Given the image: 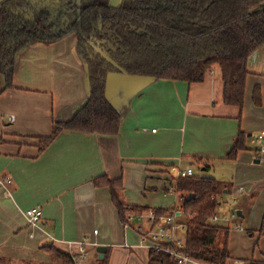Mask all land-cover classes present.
Instances as JSON below:
<instances>
[{"label":"crops","instance_id":"0c3cea01","mask_svg":"<svg viewBox=\"0 0 264 264\" xmlns=\"http://www.w3.org/2000/svg\"><path fill=\"white\" fill-rule=\"evenodd\" d=\"M121 3L109 1L113 8ZM263 54L264 47L249 60L252 74L246 82L244 107L253 104V89L259 85L255 76L264 74ZM223 94L224 82L217 65L202 83L194 84L110 74L106 97L121 115L119 133L88 136L64 131L39 152L37 138L50 135L54 122L71 120L89 99V71L78 56L75 35L24 49L16 58L11 88L6 89L5 78L0 75V176L12 179L8 191L0 189V260H39L49 255L45 247L71 258L69 243L75 244L76 251L86 241V264L94 257L100 259L99 247L107 249L104 258L108 264H149L150 250L141 242L135 229L138 225L124 231L110 189L96 187L93 180L102 175L122 177L119 196L126 206L168 209L153 208L147 195L150 190L171 194L176 178L172 169L176 167L193 169L194 173L200 168L204 176L229 187L218 195V220L211 221L229 229L227 264L264 262V254L243 258L233 245L235 237L242 241L248 238L238 222L233 226V220L229 222L233 213L244 218L242 208L223 211L224 205L237 203L246 192L254 197L257 187L249 190L250 181L244 179L247 151L239 152L235 161L227 158L240 130L248 138L252 134H248L251 122L246 120L244 108L240 111L226 105ZM10 117H14L13 122ZM217 166L228 167L234 182L226 184L212 175ZM133 194L138 202H134ZM176 194L174 206L168 210L175 211L183 224L179 212L182 201ZM30 209L42 211L36 227L28 223L26 212ZM143 225L148 228L147 223ZM253 231L259 236L260 228ZM187 264L204 263L191 259Z\"/></svg>","mask_w":264,"mask_h":264},{"label":"trees","instance_id":"16d2710c","mask_svg":"<svg viewBox=\"0 0 264 264\" xmlns=\"http://www.w3.org/2000/svg\"><path fill=\"white\" fill-rule=\"evenodd\" d=\"M109 1L63 0L62 6L44 10H37L33 0L0 3V75L6 89L13 86L17 56L31 45H50L75 35L78 56L88 66L89 99L71 120L54 122L50 135L37 138L39 152L64 131L88 136L119 133L121 115L106 97L110 74L194 84L202 83L217 65L225 104L243 110L246 82L252 74L248 63L264 47V0H122L118 8ZM252 100L256 107L262 105L260 85L254 87ZM247 139L240 130L227 154L229 160L248 150ZM93 183L110 189L122 223L131 213L153 211L158 218L176 213L126 206L119 196L122 177L102 175ZM172 184L182 201L185 253L204 264H227L229 229L211 221L220 205L218 195L229 187L198 175L176 177ZM44 251L61 254L72 263L58 249ZM149 257V264H177L164 249H151ZM95 264L108 260L97 259Z\"/></svg>","mask_w":264,"mask_h":264},{"label":"rangeland","instance_id":"374dc122","mask_svg":"<svg viewBox=\"0 0 264 264\" xmlns=\"http://www.w3.org/2000/svg\"><path fill=\"white\" fill-rule=\"evenodd\" d=\"M35 6L37 7V10H44L48 8H55V3H58L57 0H34ZM264 57V54H263ZM255 79L259 82L258 84L261 86L262 90V105L257 106L254 108V103L250 104V107H247L245 104L244 110H245V117L246 120L251 122V131H249L248 134H252L251 137L247 139V146L248 150L245 153V157L247 160L244 162L245 168H244V179L245 181H250L249 183V190H251V187L256 186L255 189H253L252 195L254 197L249 196V194L246 192L245 195H243L241 198L238 199L237 203H228L223 206V211H228V209H232L235 212L238 208H242L244 212V218H237L236 220H233L231 226L238 224L242 226L244 229H246L247 234V240L242 241L241 238H236L233 240V245L236 246L238 249L237 254L239 256H243V258H257L258 256H261L264 254V153L258 155L257 153V145L254 144L253 140L257 135H259L262 131H264V74L255 76ZM249 86L252 87V81L249 80ZM246 97V96H245ZM253 102V101H252ZM259 109V110H257ZM252 111H255L256 113H252ZM255 118H254V117ZM249 122V123H250ZM257 156H260L258 158ZM257 159H260V163H255ZM200 168H195V173L198 176H204L205 173L200 171ZM218 180L225 182L226 184L232 183V180L234 182V179H232V174L228 167H222L217 166L212 173ZM211 176V175H209ZM214 178V177H212ZM243 181V179H242ZM241 182V181H240ZM248 190V191H249ZM149 196V202L151 203V206L154 207H163L171 209L170 207L174 206L175 199L178 197L177 194L172 191L169 195H164L162 191H157L154 193L153 190H150ZM142 195H140L141 197ZM143 197V196H142ZM134 202H138V197L136 194L132 195ZM229 200H231L229 198ZM151 207V208H152ZM221 223V222H220ZM220 223L218 225H220ZM253 228V229H252ZM255 228H260L259 236L255 231H253ZM250 231H253L252 233ZM253 234V237L250 235ZM261 234V235H260ZM260 238L259 242L257 240ZM256 241V242H255ZM259 243V244H258ZM261 243L262 247H261ZM241 254V255H240ZM97 261V258L94 257L90 264H95ZM88 263V262H87ZM0 264H71L67 258L62 256L58 253H49V255L43 256L42 259H35V258H28V259H2L0 260ZM73 264V263H72Z\"/></svg>","mask_w":264,"mask_h":264},{"label":"built area","instance_id":"2783aa9c","mask_svg":"<svg viewBox=\"0 0 264 264\" xmlns=\"http://www.w3.org/2000/svg\"><path fill=\"white\" fill-rule=\"evenodd\" d=\"M10 121H14V117H10ZM257 145L258 155L264 153V131H262L253 140ZM260 157V156H258ZM172 172L176 177H191L194 176L193 169L182 170L180 168H173ZM12 184L10 177L0 176V189L9 190ZM28 223L31 227H36L42 219V211L40 209H30L26 212ZM176 213L158 218L153 211L142 213H131L126 222L123 223L124 231L133 228L135 225L136 231L140 234L142 244L151 249H164L165 252L171 257L172 261L177 264H187L191 258L185 253V238L184 233L186 226L179 223ZM237 216L233 213L229 222L236 219ZM218 217L215 215L213 221H217ZM144 223L148 224V228L144 227ZM74 243H69L70 256L73 264H86L89 259L87 251V242L84 241L78 245L75 251L73 248ZM165 245L171 247L165 248ZM235 264H247L242 261H237Z\"/></svg>","mask_w":264,"mask_h":264},{"label":"water","instance_id":"95a60500","mask_svg":"<svg viewBox=\"0 0 264 264\" xmlns=\"http://www.w3.org/2000/svg\"><path fill=\"white\" fill-rule=\"evenodd\" d=\"M83 107V106H82ZM81 107V108H82ZM80 108V109H81ZM79 109V110H80ZM64 133H69V131H65ZM249 136H251V135H249ZM260 162V160H256V163H259ZM204 171V170H203ZM180 215V214H179ZM238 215L239 216H242V214L240 213V212H238ZM97 252H98V254H99V256H100V259H103L104 258V255H105V253L107 252V249L105 248V247H99L98 249H97Z\"/></svg>","mask_w":264,"mask_h":264},{"label":"flooded vegetation","instance_id":"af4514ba","mask_svg":"<svg viewBox=\"0 0 264 264\" xmlns=\"http://www.w3.org/2000/svg\"><path fill=\"white\" fill-rule=\"evenodd\" d=\"M58 1V3H55V5H56V7L55 8H58L60 5H61V3H63L62 1L63 0H57ZM62 6V5H61ZM50 9H53V8H50Z\"/></svg>","mask_w":264,"mask_h":264}]
</instances>
